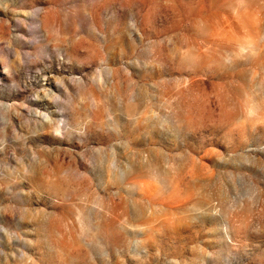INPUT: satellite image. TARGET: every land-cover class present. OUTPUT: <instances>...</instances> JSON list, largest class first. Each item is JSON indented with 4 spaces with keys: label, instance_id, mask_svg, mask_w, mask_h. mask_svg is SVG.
I'll use <instances>...</instances> for the list:
<instances>
[{
    "label": "rangeland",
    "instance_id": "1",
    "mask_svg": "<svg viewBox=\"0 0 264 264\" xmlns=\"http://www.w3.org/2000/svg\"><path fill=\"white\" fill-rule=\"evenodd\" d=\"M0 264H264V0H0Z\"/></svg>",
    "mask_w": 264,
    "mask_h": 264
}]
</instances>
